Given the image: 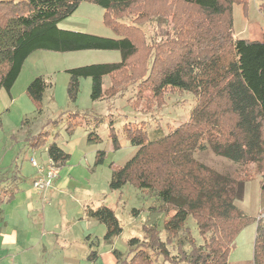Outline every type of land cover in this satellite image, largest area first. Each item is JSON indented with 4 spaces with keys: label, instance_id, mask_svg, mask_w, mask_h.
I'll return each instance as SVG.
<instances>
[{
    "label": "trees",
    "instance_id": "1",
    "mask_svg": "<svg viewBox=\"0 0 264 264\" xmlns=\"http://www.w3.org/2000/svg\"><path fill=\"white\" fill-rule=\"evenodd\" d=\"M84 1L103 7L107 24L122 38L60 29L58 23ZM236 3L246 7L248 0H0V91L11 92L35 51L118 50V62L68 70L72 101L79 95L80 79L88 77L92 100L122 96L134 86L133 107L143 106L146 112L162 108L168 91L195 97L189 119L154 140L143 122L125 124L124 132L138 150L123 166L111 165L110 190L131 184L151 193L154 203L142 224L143 238L129 239L126 256L115 250L116 264H230L234 241L251 223L256 224L252 264H264V199L257 218L236 205L246 181L257 174L262 175L264 198V39L235 37ZM151 23L157 31L148 36L145 27ZM105 76L111 80L108 89ZM48 86L39 76L27 88L38 111ZM68 119L66 131L73 136L83 121L78 112ZM44 130L26 139L28 148L45 146L49 132ZM110 138L118 150L113 123ZM101 141L95 132L88 134L89 144ZM206 148L240 164L244 175L218 171L197 159L196 153ZM47 155L60 168L71 158L56 142ZM105 159L106 152L98 151L95 166ZM15 168L10 177L0 179V215L24 181L19 166ZM86 213L106 225L107 241L122 233L113 208L87 206ZM190 217L203 238L201 244L187 226ZM93 247L90 244L88 259L95 264L99 254Z\"/></svg>",
    "mask_w": 264,
    "mask_h": 264
},
{
    "label": "rangeland",
    "instance_id": "2",
    "mask_svg": "<svg viewBox=\"0 0 264 264\" xmlns=\"http://www.w3.org/2000/svg\"><path fill=\"white\" fill-rule=\"evenodd\" d=\"M263 4L264 0H248L246 7L241 3L234 4L236 38L264 36V10L261 9ZM58 26L63 30L122 38L115 28L107 24L106 10L90 1L82 2L74 14L60 21ZM145 31L150 36L157 30L151 23L145 27ZM121 59L122 55L118 50H38L25 61L11 92L8 93L5 89L0 91V179L10 177L18 165L24 180L21 189L31 190L38 198L39 208L37 212L31 213L30 217L21 208L14 220L9 221L7 218L11 225L18 226L22 240L19 245L8 246V250L0 247V255L5 251L10 252L18 258L19 264H94L88 259L90 244L94 243L93 249L99 254L95 264H116L115 250L126 256L129 239L143 238L142 224L146 220L147 209L154 203L152 194L131 184L118 191H111L109 187L111 165L123 166L138 150L124 132L125 124L143 122L149 138L154 140L186 122L196 100L188 92L168 91L162 108L155 106L151 112H146L143 106L138 109L133 107V102L137 99V89L133 86L122 96L104 97L94 101L91 98L92 79L89 77L80 79L77 100L74 102L70 99L69 69L96 63L118 62ZM39 76L49 84L44 94L42 111L37 110L27 94L29 84ZM110 86L111 80L105 76L104 89ZM76 112L80 114L83 124L78 125L73 136H70L66 131L68 115ZM63 113V120L54 125ZM95 117L101 120L95 121ZM111 123L114 124L121 144L118 150L113 147L110 138ZM42 129L49 132L45 146L39 150L28 148L26 139ZM90 132H95L102 141L89 144ZM54 142L71 156L72 163L64 166L67 170L70 169L71 182L69 187L55 194L52 192L54 190H51L40 196L33 186L35 168L31 160L35 158L47 161V148ZM100 150L106 152V159L102 165L95 166L96 153ZM196 157L218 171L244 175L240 164L215 154L210 148L198 151ZM64 167L60 168V171ZM253 170V166L248 168V171ZM261 180L262 175L257 174L246 181L244 194L236 201L240 209L256 218L263 208ZM101 205L115 210L123 229L122 233L111 241L105 239L106 225L88 217L86 213L87 206ZM5 220L2 212L0 234L6 224ZM28 226L32 228V238L24 236L25 227ZM187 226L191 227L197 242L203 243L193 218L188 219ZM255 234V223H251L239 233L229 257L230 264H252ZM172 253L175 254L176 250H172Z\"/></svg>",
    "mask_w": 264,
    "mask_h": 264
},
{
    "label": "crops",
    "instance_id": "3",
    "mask_svg": "<svg viewBox=\"0 0 264 264\" xmlns=\"http://www.w3.org/2000/svg\"><path fill=\"white\" fill-rule=\"evenodd\" d=\"M263 39H264V36H262L261 38L252 37L249 40L262 41ZM71 163L69 161L67 164L69 165ZM69 171L70 169L67 170L66 167H64L60 171L59 177L54 181L55 182L54 186L45 192L38 190V194L40 196H43L46 192L49 193L51 190H54L52 192H54L55 194L57 191L63 190L64 188L69 187V183L71 182L70 178L72 177V176H69ZM36 176H37V171L35 169L34 178ZM21 187L22 185L20 186V189L16 193L14 200L11 203L8 202V204L7 205L5 204L4 205L5 207H3V213H4V216L6 217V220H5L6 224L0 234V247L3 248V250L4 249L8 250V246L19 245L21 243L20 240H22V235L19 233L20 231L17 229L18 226L14 227V225H11L9 222L15 219L17 211L22 208L27 213V215L30 217L31 213L37 212V210H39V208L37 207L38 198L35 195H33L30 189L23 190L21 189ZM50 194H53V193H50ZM35 198H37L36 201H35ZM46 200L47 198H45L44 201ZM7 218L10 220L8 221ZM25 229H26L25 231L26 234L24 236L27 235L28 238H32V235H33L31 232L32 228L28 226V227H25ZM0 264H19V262H18V258L14 257L12 253L5 251V253L0 255Z\"/></svg>",
    "mask_w": 264,
    "mask_h": 264
},
{
    "label": "built area",
    "instance_id": "4",
    "mask_svg": "<svg viewBox=\"0 0 264 264\" xmlns=\"http://www.w3.org/2000/svg\"><path fill=\"white\" fill-rule=\"evenodd\" d=\"M31 162L37 171V176L33 181L34 188L42 192L52 188L60 173V167L57 166L56 162L50 158L47 161L32 158Z\"/></svg>",
    "mask_w": 264,
    "mask_h": 264
}]
</instances>
